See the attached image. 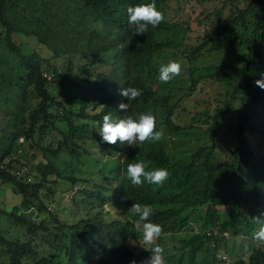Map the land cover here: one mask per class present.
Masks as SVG:
<instances>
[{"label": "trees", "instance_id": "trees-1", "mask_svg": "<svg viewBox=\"0 0 264 264\" xmlns=\"http://www.w3.org/2000/svg\"><path fill=\"white\" fill-rule=\"evenodd\" d=\"M68 1L71 4L69 10L74 14H67L65 9L64 14L71 19L70 25L76 26V29L71 30V38L79 45V49L75 51L87 53L96 60L109 50L115 51L111 56L109 70L93 71L92 76L89 74L84 78H78L76 74L75 79H71L72 82L78 79L79 92L71 98L72 103L77 105L76 109L66 108L48 89L50 82H62L64 73L57 71L61 65L48 67L43 64V59L36 51L23 54L12 41V32L23 31L46 43L45 27L41 25L24 30L19 24L22 19L30 20V17H35L32 12L37 1L0 0L3 42L22 64L21 76L31 86L36 98L28 116L19 112L17 121L13 126H7L0 137V181L10 182L14 186V192L19 193L17 206L24 209L30 206L36 208L34 218L29 217L24 210L22 213L4 210L31 235L23 240L9 239L0 231L1 250L6 253V260H0V264H54L49 254L38 255L37 249H33L32 241L36 232H49L51 238L55 239L63 252L61 256L65 257L60 264H129L133 259L138 262L150 252L143 247L138 253L126 244L128 238L141 235V231L135 230L138 219L135 214L132 215L130 224L122 220L104 221L100 216L94 215L96 207L108 197L105 193H111L113 188L97 186L80 189L81 196L76 202L87 206L83 216L73 223L61 222L54 212L48 210L39 195V190L46 186L50 174L60 175L53 160H37L30 169L24 171V163L19 162L15 156H10L11 152L16 153L17 145L22 142L28 141L29 145L35 146L33 133L41 132L42 127L51 125L56 117H61L66 128H57L60 138L54 146L51 143L40 146L42 153L57 157L66 149L74 159H78L80 143L89 140L102 145L107 151L119 152L122 156L116 168L120 172L119 196L127 206H132L133 203L155 206L150 219L163 228L157 243L164 250L167 246L165 237L170 238L183 226L188 211L204 208L201 226L189 236L177 238L175 252L165 250V264H191L194 251L204 244L211 246L212 243L214 246L211 247L215 249L211 240L216 241L218 236L214 230L226 235L239 234L244 226L254 224L248 220L252 200H259L261 203L257 210L258 216L264 214V160L253 158L254 152L247 133L255 130L250 112L259 108L263 111L262 118L264 114V89L255 84L256 80L264 78V0H243L240 6L235 5L228 12L224 21L212 22L204 32V43H209V50H221L233 43L244 44V59L240 66L217 71L220 79L232 78L233 92H239V106L232 126L235 146L227 153L228 158L223 160L219 158L221 153L216 151L213 142L199 145L186 161L171 157L161 144L137 142L134 146L126 143L109 145L99 135L105 114H111L117 120L125 115L135 118L138 114L151 112L157 120V106L160 104L153 86V79L158 71L155 53L169 44L156 38L155 32L167 31L177 26L176 21L166 18V0H155L157 10L164 14V21L156 28L149 26L145 34L136 36H133L134 25L129 23L127 8L138 3H150L152 0ZM41 12L54 11L42 2ZM88 21H98L103 26L101 29L93 26L84 30L83 25ZM237 24L246 25L249 34L246 35L243 30L235 32L233 28ZM128 41L131 43H127ZM192 51L186 55H191ZM198 51L197 49L191 57ZM69 69L70 66H67L66 70ZM48 70L51 71L50 74H46L45 71ZM80 70L83 72L85 68L81 67ZM128 86L139 88L142 95L130 101V107L124 113L118 109V104L121 101L127 103V100L119 95V89ZM23 92L22 89V94ZM161 93L165 99L167 95ZM50 106L56 107L55 112H50ZM17 107L23 110L21 103ZM172 109L173 105L166 102L163 123L169 129L176 127L170 117ZM228 111L229 104L224 102L221 106H215L210 114L214 120L208 131L211 139L216 135L220 116ZM14 116L16 117V113ZM261 125H264V121ZM138 161L149 163L146 170L167 169L168 179L159 185L145 181L141 186H133L127 177V166ZM64 177L71 182L76 181L70 173ZM216 207L226 209L222 219L215 216ZM223 240L226 241L225 238ZM93 254H97V258L88 261L86 256ZM172 256L174 258L169 262ZM221 256L225 258V255ZM228 264H264V246H252L246 257L231 258Z\"/></svg>", "mask_w": 264, "mask_h": 264}, {"label": "rangeland", "instance_id": "rangeland-1", "mask_svg": "<svg viewBox=\"0 0 264 264\" xmlns=\"http://www.w3.org/2000/svg\"><path fill=\"white\" fill-rule=\"evenodd\" d=\"M36 1L37 5L32 12L35 17H30V20L22 19L19 24L24 30L41 25L45 27L46 43L38 41L35 35L23 31L12 32V41L23 54L36 51L43 59V64H47L48 67L61 65L57 71L64 73L62 82H50L48 89L66 108L76 109L77 105L72 103L71 98L79 92L78 79L76 82H72L71 79H75L76 74L78 78L80 76L84 78L88 77L89 74L92 76L93 71L109 70L111 68V56L115 51L114 49L107 51L106 55L99 57V60L93 59L87 53L75 51L79 49V45L76 40L71 38V30L76 29V26H71V19L64 14V9L67 14H74L69 10L71 8L70 2L68 0ZM42 2L54 12L42 13ZM242 2L243 0H166L165 2L166 18L176 21L177 26L167 31L155 32L156 38L162 39L169 45L155 53L158 71L154 76L153 86L156 88L155 95L158 96L157 99L160 104L157 106L156 129L163 130V138L153 143L163 145L171 157L186 161L197 146L213 142L216 151L221 153L219 158L226 160L228 158L227 153L235 146L232 126L239 106V92H233L234 80L232 78L220 79L217 77V71H227L240 66L244 59V44L233 43L221 50H209V43H204V32L212 22L224 21L228 12L235 5L240 6ZM216 10H219V13H216ZM93 26L101 29L103 24L98 21L92 23L88 21L83 25L84 30ZM233 29L235 32L243 30L246 35L249 34L246 25L237 24ZM3 35L4 27L0 25V137L7 126H13V123L17 121L19 112L27 117L28 112L36 103L31 86L21 76L23 66L14 53L5 46ZM199 44L201 45L199 46ZM194 48L196 49L193 50ZM197 49L199 50L198 53L191 57ZM190 51L193 53L186 55ZM170 60L181 63V74L168 83H162L158 80L159 68ZM67 66H70L71 69L66 70ZM81 67L85 68L83 72L80 70ZM45 72H47L46 74L51 73L49 70ZM22 89L24 90L23 94ZM161 92L167 95L165 99ZM166 102L173 105L170 117L176 127H171L172 129L163 123ZM224 102L229 104V111L220 116L216 135L211 139L208 131L214 120L211 119L210 114L213 113L215 106H221ZM19 103L22 104L23 110L17 107ZM55 109L54 106L49 108L52 113L55 112ZM261 110L258 108L250 112V120L254 123L255 130L252 133H247L255 160H264V125H261V122L264 121V114L262 118L263 111ZM14 113H16V117ZM57 128H66V123L61 117L53 119L51 125L42 127L41 132L35 131L33 133L35 146L29 145V142L25 141L17 145L16 153H10L11 157L15 156L19 162L24 163L22 166L24 171L30 169V166L37 160H53L60 175L50 174L47 183H45L46 186L39 190V195L48 210L54 212L61 222L73 223L83 216L87 208V206L76 202L81 196L79 190L106 186L113 188V190L111 193H105L108 197L100 206L96 207L94 215L100 216L104 221L122 220L130 224L134 213L130 209L131 206L125 205L124 199L118 193L120 172L116 168L122 159L121 154L115 151H107L102 145L90 140L80 143L78 159H74L66 149L57 157H53L49 153L43 154L40 146L50 143L51 146H54L56 140L60 138L61 135ZM69 173L76 178V181L71 182L64 177L65 174ZM19 198V193L14 192V186L10 182L0 181V231L9 239L23 240L31 235L22 224L7 213L12 210L22 213L24 210L29 217L34 218L36 208L30 206L24 209L17 206ZM8 206L11 208L8 209ZM260 206L259 200L250 202L251 210L248 214V220L254 224L244 226L239 234L227 233L226 235V233H218L214 230L218 236L216 241L211 240L215 244V249L211 247L214 246L212 243L211 246L201 245V248L194 251L190 263L228 264L231 258L246 257L250 248L258 244L253 240L252 233L257 228L253 218L258 216L257 210ZM154 207L151 206L152 209ZM225 210L223 207H216L215 216L222 219ZM203 211L204 208L188 211V217L183 226L170 238L165 237L166 251L175 252V247L178 245L177 238L187 237L201 226L204 218ZM135 230L141 231V235L137 238H128L126 244L138 253V250L143 249V247L150 249L151 246H147L143 241L142 229L135 227ZM39 234L40 232H36L33 236V249H37L38 255L49 254L54 264H60V261L65 257L61 256L63 252L55 239L51 238L49 232ZM1 247L0 245V260H6V253L1 250ZM150 255L151 253L148 252L137 264H141L142 261L150 258ZM221 255H225V258ZM96 258L97 254L86 256L88 261H93ZM173 258L174 256L170 257L169 262H172Z\"/></svg>", "mask_w": 264, "mask_h": 264}, {"label": "clouds", "instance_id": "clouds-1", "mask_svg": "<svg viewBox=\"0 0 264 264\" xmlns=\"http://www.w3.org/2000/svg\"><path fill=\"white\" fill-rule=\"evenodd\" d=\"M128 20L134 25L133 36L143 35L152 28L158 27L165 19L164 14L157 10L155 0L150 3H138L135 6L127 8ZM127 43H131L128 41ZM182 66L179 61L170 60L167 64H162L159 68L158 80L162 83H168L181 74ZM255 84L264 89V78L256 80ZM119 95L127 100V103L121 101L118 109L127 113L130 107V101L137 99L142 95V91L133 86L119 89ZM99 135L102 141L109 145L126 143L128 146H134L137 142L143 144L147 141L158 142L163 138V130L156 129V117L151 113L138 114L135 118L132 115H125L123 118L114 120L111 114H105ZM149 168V163L138 161L129 163L127 166V177L133 186H141L145 181L150 184H163L168 179L169 173L165 168ZM131 211L138 217L135 223L137 229H142V238L145 244L150 245L144 248L150 251L151 255L141 264H165L164 248L157 242L163 233L161 225L151 222L153 215L152 208L147 204L133 203ZM264 214L254 217L253 220L257 228L252 233V238L259 245L264 246ZM129 264H137L135 259Z\"/></svg>", "mask_w": 264, "mask_h": 264}, {"label": "water", "instance_id": "water-1", "mask_svg": "<svg viewBox=\"0 0 264 264\" xmlns=\"http://www.w3.org/2000/svg\"><path fill=\"white\" fill-rule=\"evenodd\" d=\"M11 207L10 206H8V209H10Z\"/></svg>", "mask_w": 264, "mask_h": 264}, {"label": "built area", "instance_id": "built-area-1", "mask_svg": "<svg viewBox=\"0 0 264 264\" xmlns=\"http://www.w3.org/2000/svg\"><path fill=\"white\" fill-rule=\"evenodd\" d=\"M27 179H28V177H27Z\"/></svg>", "mask_w": 264, "mask_h": 264}]
</instances>
